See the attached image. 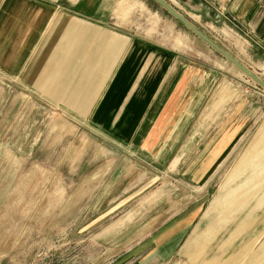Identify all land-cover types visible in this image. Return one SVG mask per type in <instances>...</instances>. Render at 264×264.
Segmentation results:
<instances>
[{
  "label": "rangeland",
  "instance_id": "rangeland-1",
  "mask_svg": "<svg viewBox=\"0 0 264 264\" xmlns=\"http://www.w3.org/2000/svg\"><path fill=\"white\" fill-rule=\"evenodd\" d=\"M166 1L264 80L250 0ZM108 3L188 58L192 121L163 158L0 73V264H264V89L153 0ZM177 217L179 241L153 249Z\"/></svg>",
  "mask_w": 264,
  "mask_h": 264
},
{
  "label": "crops",
  "instance_id": "crops-1",
  "mask_svg": "<svg viewBox=\"0 0 264 264\" xmlns=\"http://www.w3.org/2000/svg\"><path fill=\"white\" fill-rule=\"evenodd\" d=\"M250 1L242 19L255 17L250 27L264 43V0ZM179 58L188 59L115 21L108 0H0L1 74L22 76L127 146L163 158L193 118L194 79ZM181 219L152 236L153 249L174 247L187 226Z\"/></svg>",
  "mask_w": 264,
  "mask_h": 264
},
{
  "label": "water",
  "instance_id": "water-1",
  "mask_svg": "<svg viewBox=\"0 0 264 264\" xmlns=\"http://www.w3.org/2000/svg\"><path fill=\"white\" fill-rule=\"evenodd\" d=\"M160 7L166 10L170 15H172L176 20H178L187 29L193 32L197 37L202 39L215 51L221 54L227 61L236 66L240 71H242L246 76L252 79L255 83L264 89V80H262L255 72L250 70L244 64H242L237 58L231 55L227 50L220 46L216 41L210 38L206 33H204L199 27H197L193 22H191L187 17H185L181 12H179L175 7L169 4L166 0H153Z\"/></svg>",
  "mask_w": 264,
  "mask_h": 264
},
{
  "label": "bare ground",
  "instance_id": "bare-ground-1",
  "mask_svg": "<svg viewBox=\"0 0 264 264\" xmlns=\"http://www.w3.org/2000/svg\"><path fill=\"white\" fill-rule=\"evenodd\" d=\"M180 44V43H179ZM181 45H183L184 46V44H181ZM264 132V131H263ZM264 134V133H263ZM246 156V155H245Z\"/></svg>",
  "mask_w": 264,
  "mask_h": 264
}]
</instances>
